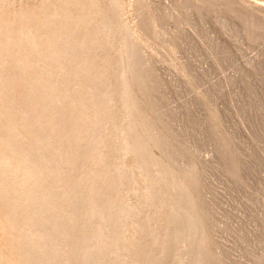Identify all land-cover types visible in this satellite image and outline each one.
<instances>
[{
  "label": "rangeland",
  "instance_id": "obj_1",
  "mask_svg": "<svg viewBox=\"0 0 264 264\" xmlns=\"http://www.w3.org/2000/svg\"><path fill=\"white\" fill-rule=\"evenodd\" d=\"M257 72L264 0H0V264H264Z\"/></svg>",
  "mask_w": 264,
  "mask_h": 264
},
{
  "label": "bare ground",
  "instance_id": "obj_2",
  "mask_svg": "<svg viewBox=\"0 0 264 264\" xmlns=\"http://www.w3.org/2000/svg\"><path fill=\"white\" fill-rule=\"evenodd\" d=\"M220 16V15H219ZM196 19V18H195ZM189 20H190V18H189ZM228 21V20H227ZM190 22H191V20H190ZM216 22V21H215ZM218 22V21H217ZM219 24V23H218ZM225 24H226V22L224 23V21L222 22H220V29L222 30V32L224 31V33H225ZM228 24V23H227ZM239 24V23H238ZM231 25V24H230ZM236 26V25H235ZM231 28H234V27H232L231 26ZM230 28V29H231ZM227 32H229L228 30H227ZM233 46V45H232ZM234 47H232V49H233ZM225 49V48H224ZM222 51V50H221ZM224 51V50H223ZM225 52H226V50H225ZM230 52V51H229ZM224 54V53H223ZM227 54V53H226ZM251 62V61H250ZM253 62V61H252ZM245 63V62H244ZM256 64V63H255ZM249 62H248V67H249ZM247 66V65H246ZM250 66H252V65H250ZM258 66V65H257ZM254 67V66H253ZM252 67V68H253ZM251 68V67H250ZM261 68V67H260ZM254 70H255V68H253ZM254 70H252V71H254ZM261 71V70H260ZM258 74H259V72H257ZM261 74V73H260ZM260 74L258 75L259 77H261L262 75H264V73L262 72V75L260 76ZM190 75H193L192 73L190 74ZM254 76H256V74H254ZM257 76V77H258ZM200 77V76H199ZM198 77V78H199ZM201 78V77H200ZM202 79V78H201ZM248 79V78H247ZM249 79H250V77H249ZM194 82H195V80H194ZM260 83V82H259ZM193 84H195V83H193ZM264 84V83H263ZM196 85V84H195ZM253 88V87H252ZM256 88V87H255ZM207 93V92H206ZM209 93V92H208ZM253 94V93H252ZM255 95L257 94L256 92L254 93ZM207 95V94H206ZM210 95H211V93H210ZM204 96V95H203ZM258 96V95H257ZM256 96V97H257ZM255 97V98H256ZM207 98H209V96L207 97ZM208 100H210V99H208ZM207 100V101H208ZM209 102V101H208ZM207 103V102H206ZM207 106H208V104H207ZM262 106H264V102H263V104L259 101V102H254L253 104H250L249 105V110H252V109H255V108H261ZM210 107V106H209ZM241 110V109H240ZM215 112V111H214ZM246 111H244V113H245ZM208 114V113H207ZM235 114L237 115V112H235ZM239 114V113H238ZM242 114V113H241ZM235 115V117L237 118V117H239V116H236ZM220 117V116H219ZM242 117V116H241ZM240 117V118H241ZM244 118V117H243ZM217 119V118H216ZM242 119V118H241ZM190 122V121H189ZM215 122H218V120L217 121H213L212 123H215ZM203 124V123H202ZM220 124V123H219ZM219 124H218V126H219ZM217 125V124H216ZM215 124H214V126H216ZM258 125V124H257ZM201 127V126H200ZM235 127V126H234ZM233 127V128H234ZM162 128V127H161ZM219 128V127H218ZM255 128V127H254ZM221 129V128H220ZM222 129H223V127H222ZM201 130H202V128H201ZM224 131V130H223ZM231 131V130H230ZM225 132V131H224ZM231 132H233V131H231ZM219 133V132H218ZM227 133V132H226ZM236 133V132H235ZM237 133H239V132H237ZM225 135H227V134H225ZM234 136H235V134H233ZM233 135H231V136H233ZM228 136L230 137V134H228L227 135V140H226V138H224L223 137V135H219L218 136V138H217V140L218 141H221L224 145H225V148H226V150L227 151H229L230 152V144H231V142H229V139H228ZM183 137V136H182ZM215 138V137H214ZM232 139V138H231ZM233 140H234V137H233ZM234 143H232V145H233ZM233 148H236L235 146H233ZM235 151V150H234ZM242 152H243V150H242ZM242 152H241V149H236V153L237 154H235V155H233L232 154V152L229 154V157L230 158H232L233 160H235V163H238V161H237V156L239 157V156H241L242 157ZM235 153V152H234ZM187 158V157H186ZM256 158H258V157H256ZM226 159V158H225ZM256 160V159H255ZM260 160V159H259ZM239 164H241V163H239ZM241 166V165H240ZM240 168V167H239ZM237 170H238V168H237ZM241 171V170H240ZM202 172V171H201ZM201 184V183H200ZM201 187H202V185H201ZM204 187H205V185H204ZM202 189V188H201ZM204 189V188H203ZM205 209V208H204ZM206 213V212H205ZM204 215V214H203ZM238 237V236H237ZM242 237V236H241ZM259 237H261V236H259ZM244 239V238H243ZM258 241H259V239H258ZM261 256H263V254L261 255ZM227 262V261H226ZM254 264V263H253Z\"/></svg>",
  "mask_w": 264,
  "mask_h": 264
}]
</instances>
